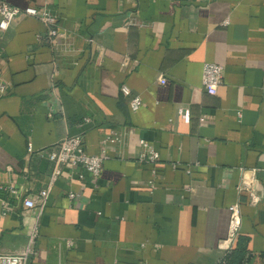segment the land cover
Masks as SVG:
<instances>
[{
	"label": "crops",
	"instance_id": "obj_1",
	"mask_svg": "<svg viewBox=\"0 0 264 264\" xmlns=\"http://www.w3.org/2000/svg\"><path fill=\"white\" fill-rule=\"evenodd\" d=\"M6 1L48 8L60 36L50 41L24 16L0 31V186L22 196L0 189V254L22 252L38 221L29 264H221L239 237L248 264H264V0ZM207 62L224 67L213 96L202 87ZM123 85L140 96L138 111ZM68 136L89 154L105 150L101 175L63 169L37 220L40 200L29 210L21 200L48 187L47 154ZM141 141L159 154L154 190ZM251 171L256 205L240 190Z\"/></svg>",
	"mask_w": 264,
	"mask_h": 264
},
{
	"label": "built area",
	"instance_id": "obj_2",
	"mask_svg": "<svg viewBox=\"0 0 264 264\" xmlns=\"http://www.w3.org/2000/svg\"><path fill=\"white\" fill-rule=\"evenodd\" d=\"M32 17L39 20L47 28V35L50 41L57 39L60 36V30L58 28V20L54 14L48 10L46 7H35L26 6L18 7L9 4L6 0H0V31H6L11 24L19 17ZM224 78V67L220 64L207 62L203 66L202 72V87L209 95H215L218 91L219 86L222 84ZM160 82L162 84L166 83L165 78L161 77ZM53 87V86H52ZM55 90L54 88L52 89ZM2 94L6 93L7 89L4 85L0 87ZM121 93L124 97L129 98V106L133 112L140 109L142 105V100L138 95H132L131 90L127 85L121 87ZM179 116L184 121H189V111L184 109H179ZM89 121V120H86ZM115 139L108 137L106 142H115ZM141 146L144 148V152L140 155V160L154 166L153 178L149 182V187L154 190L157 183L158 171L156 165L159 160V154L151 146H149L145 141L140 142ZM28 151L33 152V147L28 146ZM47 158L49 161L54 163V169L50 177L48 187L40 192L38 198L35 200L33 198H22L21 205L25 210L35 209L38 200H40V208L38 211L37 220L45 209L46 203L48 201L51 187L55 182L61 177L63 169L70 168L76 170L79 179L83 178V174H88L93 180L100 177L102 172V167L107 154L105 150L101 155L89 154L84 146V141L81 136H68L62 139L54 148H52L48 154ZM250 175L245 176L241 180L240 190L249 197V203L251 205L258 204L263 196L261 193L257 192L255 171L249 172ZM0 189L7 193L9 197L21 196L20 191L13 186H0ZM79 195L70 192L68 194L69 200H75ZM22 197V196H21ZM5 211H9L10 204L4 202ZM230 213L229 221V232L225 243L231 247L238 238L239 229L241 226V210L240 204L235 203L228 208ZM39 235L38 221L34 225L28 244L25 249L19 254L8 255L0 254V264H29L30 259L37 254L36 242ZM67 246L73 248L74 244L71 241H67Z\"/></svg>",
	"mask_w": 264,
	"mask_h": 264
},
{
	"label": "trees",
	"instance_id": "obj_3",
	"mask_svg": "<svg viewBox=\"0 0 264 264\" xmlns=\"http://www.w3.org/2000/svg\"><path fill=\"white\" fill-rule=\"evenodd\" d=\"M249 260L248 241L246 238L239 237L236 247L226 254L221 264H248Z\"/></svg>",
	"mask_w": 264,
	"mask_h": 264
}]
</instances>
